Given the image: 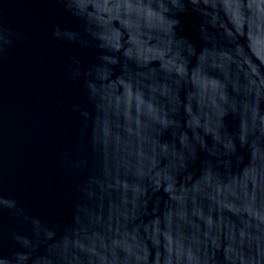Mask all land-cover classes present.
Segmentation results:
<instances>
[{"label": "water", "instance_id": "95a60500", "mask_svg": "<svg viewBox=\"0 0 264 264\" xmlns=\"http://www.w3.org/2000/svg\"><path fill=\"white\" fill-rule=\"evenodd\" d=\"M0 264H264V0H0Z\"/></svg>", "mask_w": 264, "mask_h": 264}]
</instances>
